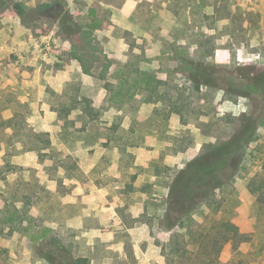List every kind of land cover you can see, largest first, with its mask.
<instances>
[{
	"label": "rangeland",
	"instance_id": "374dc122",
	"mask_svg": "<svg viewBox=\"0 0 264 264\" xmlns=\"http://www.w3.org/2000/svg\"><path fill=\"white\" fill-rule=\"evenodd\" d=\"M52 1L92 52L39 17ZM1 77L0 264H214L222 221L244 237L220 264H264V0H2ZM211 155L171 212L175 177Z\"/></svg>",
	"mask_w": 264,
	"mask_h": 264
},
{
	"label": "trees",
	"instance_id": "16d2710c",
	"mask_svg": "<svg viewBox=\"0 0 264 264\" xmlns=\"http://www.w3.org/2000/svg\"><path fill=\"white\" fill-rule=\"evenodd\" d=\"M2 1V0H0ZM12 0H8V3L11 4ZM65 2H56L52 1L51 3H44L40 5L39 8L36 10L39 13V17L47 18L52 21H58V24L60 28L63 30V32L70 37L72 33H79L81 36V40L84 38V44L82 45V48H85L86 50H89V52H92L90 45V36L88 35L87 30L83 29L79 24L73 23V25H69L65 22V18L69 17L71 18L69 12H67L64 8ZM13 10L18 14L22 15L25 7L21 2H15L12 4ZM89 39H88V38ZM81 47H78L76 45L72 46V55L77 57L80 60V63L85 71H87L86 61L89 60L86 58L82 52L80 51ZM196 75L200 76L201 73L196 71ZM207 83V82H205ZM248 85H251V87L255 86L256 81L251 82L248 80L246 81ZM254 95V98L252 97ZM251 95L252 103H253V110L256 114H260L262 107L264 106L263 98H264V90H260V92L257 94ZM33 146H28L27 149H32ZM238 150V149H236ZM211 157L204 159V160H194L190 161L187 166L180 170L179 174L175 177L170 190H169V208L171 212L177 213L179 208V202H184L186 205L194 204L197 201V194H196V187L204 182L207 178H210L213 180V173L214 168L211 167ZM226 161L228 162V165L231 167V171L235 170L239 163L242 161V156L239 154V152L235 151L233 155H229L226 157ZM216 185L213 183L212 184ZM218 229L222 231L221 233H230L232 236L231 238L223 237L222 234L220 238L213 239L211 241V247L213 248V255L210 257V263L213 262L214 264H220L218 261V254L223 246L224 242L230 241L232 242L233 249L236 248L237 244L240 241H243V233H240L238 231V227L230 222V221H222L218 224ZM200 242V241H199ZM198 242V243H199ZM192 241V246H193ZM201 243V242H200ZM193 251V248H192ZM45 257L54 264H57L54 262V259L47 253H44ZM79 260V259H78ZM80 261L86 263V259L82 258ZM194 257L192 256V264H194ZM208 264V263H207Z\"/></svg>",
	"mask_w": 264,
	"mask_h": 264
},
{
	"label": "crops",
	"instance_id": "0c3cea01",
	"mask_svg": "<svg viewBox=\"0 0 264 264\" xmlns=\"http://www.w3.org/2000/svg\"><path fill=\"white\" fill-rule=\"evenodd\" d=\"M3 80H4V78H3V77H1V78H0V82H2Z\"/></svg>",
	"mask_w": 264,
	"mask_h": 264
}]
</instances>
